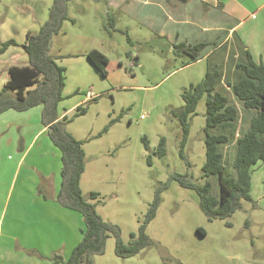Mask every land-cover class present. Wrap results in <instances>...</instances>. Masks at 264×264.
<instances>
[{"label": "rangeland", "instance_id": "374dc122", "mask_svg": "<svg viewBox=\"0 0 264 264\" xmlns=\"http://www.w3.org/2000/svg\"><path fill=\"white\" fill-rule=\"evenodd\" d=\"M22 1L25 0H0V43L10 38L20 40L23 30L32 24ZM48 2L49 5L45 0L39 2V21L48 18L51 0ZM67 16L50 47L51 55L65 69L59 110L63 113L83 100L87 91L97 95L81 104L85 114L72 118L75 109L65 114L67 119L72 118L66 131L82 142L85 153L82 195L98 194L92 201L97 214L116 225L122 242L128 245L130 235L137 234L143 224L156 189L162 187L155 217L146 224L150 245L122 259L115 255V241L109 235L103 254L94 256L93 264H264L263 160L252 169L251 201H240L239 210L225 220L205 217L198 207L196 192L181 187L172 178L175 174L186 176L198 185L209 181L211 194L218 197V178L201 177L206 96L189 118L184 159L179 156L181 128L172 116L182 106L181 93L203 80L212 68L211 61L204 59L184 66L191 61L190 55L177 54L174 49L183 37H161L157 28L137 18L126 4L113 8L103 0H70ZM92 50L108 59L105 78L86 66V54ZM4 74H0V88ZM77 89L80 95H75ZM237 108L239 123L221 129L227 134L231 130L232 134L229 142L219 147L225 175L232 177L236 133H244L251 118L240 105ZM17 126L19 123L9 130L18 133ZM105 127L108 128L103 131ZM5 129L0 125L1 132ZM27 131L28 127L23 136H30ZM44 137L48 139L47 133ZM161 138L165 139V156L160 158L156 150ZM25 171L22 168L21 175Z\"/></svg>", "mask_w": 264, "mask_h": 264}, {"label": "crops", "instance_id": "0c3cea01", "mask_svg": "<svg viewBox=\"0 0 264 264\" xmlns=\"http://www.w3.org/2000/svg\"><path fill=\"white\" fill-rule=\"evenodd\" d=\"M41 1H22L23 10L29 13L32 24L23 30L24 37L20 40H9L22 45L28 32H38L44 22L38 20L42 13L38 11ZM103 1L113 8L126 4L137 18L147 21L151 28H157L161 37H183L176 46L184 45L183 53L196 59L189 65L210 60L212 68L209 70H218L220 74L217 90L238 112L237 126V104L240 103L232 95L228 83L233 84L242 76L237 65L247 64L248 55L252 62L264 68V0ZM46 3L49 5L48 0ZM23 54L19 46H10L0 55V74L5 72L2 86L8 80V68L17 66L18 60L21 64L17 67L28 64V58ZM86 61L87 68L101 76L87 58ZM75 95H80L78 89ZM83 96V100L75 102L68 110L63 108V113L59 110L62 101L59 102L58 119L97 95L87 91ZM41 110L42 106H36L24 112L8 110L0 114V125L6 127L3 132L0 130V143L8 142L0 146V264H52L55 254L66 260L82 238L84 225L80 214L62 208L55 200L61 182V153L49 139L50 130L41 123ZM243 111L252 117V112ZM16 123H19L18 133L9 130ZM27 127L26 135L29 128L31 132L25 137L22 132ZM24 167L26 171L21 175ZM81 183L82 176V192Z\"/></svg>", "mask_w": 264, "mask_h": 264}, {"label": "trees", "instance_id": "16d2710c", "mask_svg": "<svg viewBox=\"0 0 264 264\" xmlns=\"http://www.w3.org/2000/svg\"><path fill=\"white\" fill-rule=\"evenodd\" d=\"M51 1L48 18L37 33L28 32L26 42L22 45H17L14 40H8L0 45V55L10 46H19L28 58L26 66H13L7 69L8 80L0 89V114L8 110L24 112L36 106H42L41 123L50 130L49 139L61 153V182L55 200L62 208L80 214L84 229L81 231V241L72 249L69 257L64 260L61 255L55 254L52 264H93L92 258L103 254L109 235L115 241V255L122 259L130 258L150 245L145 233L146 224L155 217L161 201L162 187L156 189L155 198L149 206L144 222L140 225L137 234L130 235L131 241L128 245L122 242L119 228L103 221L97 214L92 201L98 197V194L90 192L87 196L82 195L80 178L85 170V154L82 142L66 131V125L72 118L85 114L86 109L79 105L75 108V114L71 119H67L66 116L58 119V104L62 100L65 69L59 66L50 55L53 38L59 34L63 22L68 20L67 3L70 0ZM128 41H130L129 38ZM183 48H185L184 45L174 47L177 54L183 52ZM86 58L101 77L107 76L106 56L97 50H92L86 54ZM247 58V64L237 65L242 76L235 83H228L232 95L243 110L253 113L247 131L235 142L232 163L235 177L225 175L219 147L228 143L229 136L232 134L231 130L227 134L225 129H221L235 127L238 112L229 103L228 98L217 90L220 77L218 70H208L201 82L184 90L181 93V108L172 112V116L177 119L181 128L179 156L184 159L183 148L188 138L189 118L195 113L199 100L206 96L203 128L205 162L201 169V177L202 179L213 176L218 178V197L211 194L209 181L198 185L186 179V176L175 174L172 178L181 187L196 192L198 207L209 220L230 218L239 210L240 201H251L252 169L264 159V68L252 62L249 55ZM137 60L135 57L134 63H137ZM190 60L184 66L196 61L194 57H190ZM107 128L105 127L103 131ZM212 130L217 131L212 132ZM143 141L147 149L146 139ZM164 145L165 139L161 138L156 150V155L160 158L165 156ZM147 162L150 165V157ZM227 225L229 226V223ZM197 231L204 234L201 229Z\"/></svg>", "mask_w": 264, "mask_h": 264}]
</instances>
